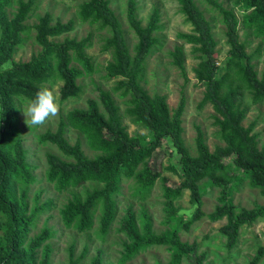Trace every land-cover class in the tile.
<instances>
[{
    "label": "trees",
    "instance_id": "16d2710c",
    "mask_svg": "<svg viewBox=\"0 0 264 264\" xmlns=\"http://www.w3.org/2000/svg\"><path fill=\"white\" fill-rule=\"evenodd\" d=\"M206 1L219 13L227 28L230 51L224 66L218 65L217 42L210 21L195 0H176L180 13L193 28L191 33L180 34L178 38L193 47V54L200 62L194 70L198 83L205 88L199 106L212 105L214 126L219 129L217 135L222 145L211 151L201 128L197 127L196 155H193L184 138V95L179 106L171 109L167 96L151 95L142 85L147 60L160 44L158 35L164 27L158 7L144 25L138 16L137 0H127L125 10L128 28L136 37L133 52L111 0L85 1L78 14L82 23L106 32L102 52L111 57L105 67L106 78L115 81L112 92L124 101V116L138 129L147 131V135H131L123 124L113 93L101 89V104L89 100L88 108L74 109L61 117L56 131L47 129L36 134L39 144L55 146L66 158L47 154L48 182L60 193L70 188L82 190L74 193L61 211L65 228L79 233L94 232L102 243H106L117 219V199L122 193L123 181L134 180L142 195L150 193L160 182L169 230L156 233L147 211L143 210L138 218L130 207L118 230L128 239L124 244L123 263L150 248L166 247L171 255L168 264H183L193 258L194 264H206V254H197L199 244L183 242L181 230L190 231L203 217L213 223L226 219L220 232L226 238V248L232 251L241 229L264 217V205L252 210L240 209L232 199L236 187L246 180L251 187L260 189L264 198V142L260 143V135L255 131L258 120L244 125L247 108L243 103L248 96L253 105L264 104V74L259 77L254 55L247 53L248 45L239 34L242 25L264 43V0H236L240 11L244 12L242 22L234 10L216 0ZM36 5V0H0V264H51L50 240L54 236L51 229L45 226L28 238L45 207L38 204L39 194L35 205L29 208V188L35 180L24 147V133L26 129L35 133L39 126L25 124L21 127L22 110L39 89L55 81L62 83L61 103L78 98L82 91L78 80L94 72L92 56L87 53L92 46V36L57 41L75 31V22H54L53 16L46 13L31 26L28 21ZM9 10H13L12 17ZM33 30L35 44L41 50L27 62L16 61L15 54ZM171 57L188 83L184 49L176 47ZM69 128L84 137L95 153L94 158L86 155L81 139L72 145L66 137ZM165 142L178 156L176 163L165 169L179 177L177 187L171 186L169 177L150 165ZM11 179L22 185L18 199ZM208 186L219 190V205L209 215L202 209L203 191ZM185 192L190 193V201L196 207L188 222L175 209V202ZM40 248H43L41 258L37 255ZM88 253L89 249L85 248L82 255L75 258L74 248L70 249V264H80ZM262 260L263 245L258 248L253 262L257 264ZM90 264H102L101 251Z\"/></svg>",
    "mask_w": 264,
    "mask_h": 264
},
{
    "label": "rangeland",
    "instance_id": "374dc122",
    "mask_svg": "<svg viewBox=\"0 0 264 264\" xmlns=\"http://www.w3.org/2000/svg\"><path fill=\"white\" fill-rule=\"evenodd\" d=\"M85 1L89 0H36L37 8L28 21L29 25L33 26L38 23V17L46 13L53 16L54 22L60 20L63 23L70 21L75 22V31L56 39L62 41L64 38H82L92 36V46L87 49L88 55L92 56L94 64V72L86 74L78 80V84L82 87L81 94L76 99L68 100L64 103L60 102V87L62 83L55 81L47 87L53 91L56 102L59 106L58 114L55 117H50L46 123L39 126L37 132H31L29 129L24 133V147L28 153V164L31 169L34 182L29 188V208L31 209L37 202V197L40 194L38 204L45 208L37 218L36 226L29 233V237L38 234L46 226L51 229L54 236L50 240L52 246L51 264H70V249L74 248L75 258H79L85 248L89 249L87 256L80 264H90V261L97 255L98 251L102 252V264H168L171 260L170 252L166 247H153L145 252H141L131 260L123 263L124 244L128 241L124 233H119L121 222L126 216L128 209L131 207L134 213L139 218L143 210L149 215L153 230L161 234L169 230L166 225L165 199L160 182L151 190L150 193L142 195L138 192V188L134 184V180L123 181V190L119 194L118 214L114 225L112 226L110 235L106 243H102L97 239L94 232L79 233L75 230L66 229L62 219L61 211L72 200L74 193H81V189L70 188L65 192H58L54 185L47 180V154L58 156L65 160L63 154L53 145H41L36 141V134L44 133L47 129L57 130V125L61 117H64L67 112L74 109L88 108L89 100H96L100 103V89L112 92L115 86L114 80L106 78L105 67L110 61V55L102 52L103 37L106 32L98 31L94 26L88 23H82L79 18V7ZM222 3L229 10H234L239 20L242 22L244 15L236 4V0H216ZM111 7L120 18L123 27L126 31V38L131 51L136 44V37L128 28L126 20V4L127 0H111ZM139 19L146 25L150 14L155 7L160 9L161 23L164 27L159 33L160 44L157 46L154 53L148 58L146 63V74L142 85L149 94H160L168 97L167 101L171 109H176L181 98L184 95L186 99V110L183 116V127L185 129L184 138L186 144L193 155H196V137L197 127H200L206 144L211 151H214L218 145H222L219 137V129L214 126V109L212 105L200 107V103L204 98L205 88L201 86L195 76L194 70L198 67L199 61L196 55L193 54V47L186 44L178 38L180 34H188L192 31V26L186 22V18L180 13V8L176 0H137ZM197 6L212 26L215 41L217 42L218 65L224 66L228 59L230 46L227 39V28L222 22L219 13L207 3L206 0H195ZM10 16L13 10H9ZM251 11L248 12L250 14ZM12 17V16H11ZM241 40L247 43V53L254 55L253 63L259 77L264 74V43L262 38L254 35L252 30H247L240 25ZM36 32L33 30L31 37L26 40L23 47L18 49L15 54L16 61H29L33 55L37 54L41 48L35 44ZM176 47H182L185 53V65L189 82L187 83L183 77L181 70L173 64V53ZM259 48L261 51L258 52ZM77 65V64H75ZM81 67L79 66V69ZM113 93V92H112ZM114 99L119 107L120 114L123 117V124L128 129L131 135L140 133L147 135V131L138 129L129 119L124 116L125 105L124 101L114 94ZM244 106L247 108V117L244 122L245 126H249L255 120H258L256 132L260 135V143L264 142V104L253 105L248 96L244 99ZM101 104V103H100ZM102 112H105L101 106ZM26 117L21 113V127L26 124ZM67 139L74 145L77 139L83 142V149L89 158H94L95 153L90 150L84 137L78 134L73 129H67ZM173 148L168 142H165L164 147L159 149L150 165L155 167L157 171L163 172V175L169 177L170 185L177 187L180 184V179L174 176L171 172L165 169L176 163L178 156L174 155ZM228 160L226 161V163ZM13 191L16 199L21 193L22 185L11 179ZM232 199L234 204L240 209L252 210L257 205H264V198L261 195L260 189L250 186L248 180L236 187ZM219 190L208 186L203 191V211L209 215L215 211L218 204ZM177 214L184 217L185 222L192 219L195 214L196 207L190 201V193L185 192L184 196L175 202ZM226 225V219L213 223L207 217H203L200 221L194 223L190 231H180V237L183 242L190 244L196 242L199 244L197 254H206V264H254L253 260L257 254L258 248L264 246V217L258 219L252 226H245L240 231V238L236 247L229 251L226 248V238L220 232V229ZM129 243V242H128ZM43 248L37 250L39 258L42 256ZM195 258L185 260L183 264H194ZM257 264H264V260Z\"/></svg>",
    "mask_w": 264,
    "mask_h": 264
},
{
    "label": "clouds",
    "instance_id": "9594fccd",
    "mask_svg": "<svg viewBox=\"0 0 264 264\" xmlns=\"http://www.w3.org/2000/svg\"><path fill=\"white\" fill-rule=\"evenodd\" d=\"M58 111L56 97L53 91L47 87L39 89L35 98L29 100L26 108L22 110L28 126H42L50 117H55Z\"/></svg>",
    "mask_w": 264,
    "mask_h": 264
}]
</instances>
